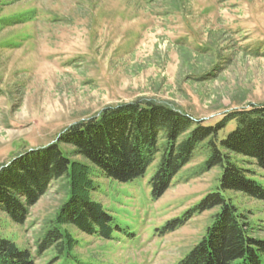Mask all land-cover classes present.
Segmentation results:
<instances>
[{
  "label": "rangeland",
  "instance_id": "rangeland-1",
  "mask_svg": "<svg viewBox=\"0 0 264 264\" xmlns=\"http://www.w3.org/2000/svg\"><path fill=\"white\" fill-rule=\"evenodd\" d=\"M148 102L201 122L264 105V0H0V168L107 109ZM61 146L77 164L73 178L52 183L24 225L0 212V235L35 264H179L213 224L218 209L158 231L218 191L221 170L200 173L203 154L155 199L159 158L144 178L119 184ZM250 169L264 185V171ZM73 194L103 204L113 218L110 239L61 224ZM226 196L250 235L264 240V202ZM55 227L66 235L65 253H40Z\"/></svg>",
  "mask_w": 264,
  "mask_h": 264
},
{
  "label": "trees",
  "instance_id": "trees-1",
  "mask_svg": "<svg viewBox=\"0 0 264 264\" xmlns=\"http://www.w3.org/2000/svg\"><path fill=\"white\" fill-rule=\"evenodd\" d=\"M61 144L73 147V155L86 161L100 177L119 184L144 178L159 158L150 179L155 199L163 196L199 153L203 154L200 173L221 170L218 191L158 231L173 232L195 213L218 209L200 244L179 264H264V240L250 235L245 217L226 196L227 192L241 193L264 202V185L250 169L254 165L264 171V105L229 111L214 122L197 121L155 102L107 109L100 117L68 129L57 143L28 151L0 168V212L14 223L24 225L28 208L52 183L76 174L77 164ZM240 158L245 159L241 164ZM112 221L103 204L86 194H73L60 215L61 224L104 239L113 234ZM67 247L65 233L55 227L40 240L38 251L54 249L63 255ZM0 264L35 261L29 250L0 235Z\"/></svg>",
  "mask_w": 264,
  "mask_h": 264
}]
</instances>
